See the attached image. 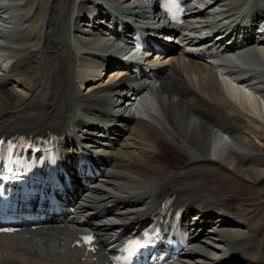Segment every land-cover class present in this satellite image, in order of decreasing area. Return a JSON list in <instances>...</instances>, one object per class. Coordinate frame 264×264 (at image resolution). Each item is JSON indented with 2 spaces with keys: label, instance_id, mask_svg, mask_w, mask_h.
<instances>
[{
  "label": "bare ground",
  "instance_id": "bare-ground-1",
  "mask_svg": "<svg viewBox=\"0 0 264 264\" xmlns=\"http://www.w3.org/2000/svg\"><path fill=\"white\" fill-rule=\"evenodd\" d=\"M134 1L142 7H135V15L126 21L141 18L148 42L147 27L156 28L151 18L158 24L163 20L156 5ZM207 1V11L216 6L222 10L221 21L250 2ZM258 1H253L254 15L264 17V4ZM85 7L83 0H0L6 16L30 13L20 30H0V48L15 59L9 72L0 69V137L58 134L70 160L78 149L75 135L82 147L104 149L105 177L77 194L75 201L77 218L113 204L111 213L88 227L101 241L127 231L135 221L141 224L175 196L174 206L186 209V220L198 217L196 225L188 226L198 236L191 242L193 255L186 253L174 263L264 264V45L258 47L261 55L251 45L239 50L235 61L242 67L228 57L211 65L172 48L166 57L154 51L156 58L146 61L158 68L150 72L156 77L154 87L144 90L145 106L155 100L153 109L158 113L145 114L154 123L133 119L121 124L115 117L122 108L123 89L135 80L123 68L104 66L103 59L118 50H135L134 33L120 19L92 10L93 21L78 28L82 40L77 42L71 19ZM201 17L198 26L211 19ZM104 22L112 27L108 40L112 45H104L95 33ZM172 33L169 28L151 38L164 47ZM98 48L102 57L88 53ZM247 75L257 83L254 88L235 82ZM108 83L112 86L106 87ZM79 109L81 117L76 114ZM73 178L71 185L77 189L81 180L78 174ZM76 227L51 226L18 237L0 236V264H107L99 254L89 257L73 248Z\"/></svg>",
  "mask_w": 264,
  "mask_h": 264
},
{
  "label": "rangeland",
  "instance_id": "rangeland-1",
  "mask_svg": "<svg viewBox=\"0 0 264 264\" xmlns=\"http://www.w3.org/2000/svg\"><path fill=\"white\" fill-rule=\"evenodd\" d=\"M126 1H130L129 2V4L127 5H120L119 4V2H120V0H117V1H115L116 3H115V10H117V7L119 6V8H118V12H120V13H126L128 16L129 15H135L134 14V8L135 7H137V6H139V5H136L135 4V1L134 0H126ZM118 4V5H117ZM134 4H135V6H134ZM139 7H141V5L139 6ZM144 7V6H143ZM145 8V7H144ZM130 9H132L133 11H131ZM136 9V8H135ZM139 9V8H138ZM137 10V9H136ZM136 18H137V16H136ZM147 18V17H146ZM148 18H150V17H148ZM153 18V17H152ZM151 18V20H152V22H154V24H156V27L157 28H159V27H161L160 26V24H158L159 22H157L156 20H153ZM138 19H139V17H138ZM141 19V18H140ZM158 25V26H157ZM98 30L99 31H96L95 33H98V37L99 38H102V42H103V44L104 45H112V44H110V42L108 41L109 39H111V36L109 37L108 35H109V32L110 31H107L108 29H106V28H98ZM102 31H105L106 32V34H104V35H101V32ZM100 33V34H99ZM108 34V35H107ZM122 50H120V52H121ZM259 52H260V50H259ZM122 53H123V55H128L129 54V51L128 50H123L122 51ZM261 55V54H260ZM144 57V56H143ZM149 59V58H148ZM147 59V60H148ZM122 129L125 131V129H126V127L124 128V127H122ZM123 142V141H122ZM121 144V143H120ZM91 145H93V144H91ZM98 145V144H97ZM99 146V145H98ZM173 165V164H172ZM202 228H205V226L204 227H202ZM205 229H207V228H205ZM186 253H189L190 255H193V252L191 251V249H190V251L189 252H186ZM186 253H184V254H186ZM183 254V255H184ZM223 254V253H222ZM223 255H225V254H223ZM224 257H227V254L224 256ZM178 263V262H177ZM177 263H174V264H177Z\"/></svg>",
  "mask_w": 264,
  "mask_h": 264
},
{
  "label": "snow or ice",
  "instance_id": "snow-or-ice-1",
  "mask_svg": "<svg viewBox=\"0 0 264 264\" xmlns=\"http://www.w3.org/2000/svg\"><path fill=\"white\" fill-rule=\"evenodd\" d=\"M84 239H85L86 241H89V242H90L92 238H91V237H85Z\"/></svg>",
  "mask_w": 264,
  "mask_h": 264
}]
</instances>
